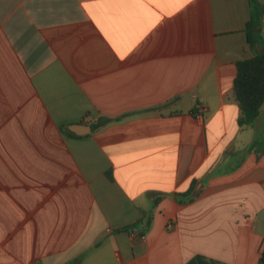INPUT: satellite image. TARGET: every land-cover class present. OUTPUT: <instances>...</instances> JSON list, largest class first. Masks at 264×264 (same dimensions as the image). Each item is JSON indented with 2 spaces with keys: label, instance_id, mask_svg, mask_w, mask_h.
Here are the masks:
<instances>
[{
  "label": "crops",
  "instance_id": "0c3cea01",
  "mask_svg": "<svg viewBox=\"0 0 264 264\" xmlns=\"http://www.w3.org/2000/svg\"><path fill=\"white\" fill-rule=\"evenodd\" d=\"M262 52L264 0H0V264H264Z\"/></svg>",
  "mask_w": 264,
  "mask_h": 264
},
{
  "label": "trees",
  "instance_id": "16d2710c",
  "mask_svg": "<svg viewBox=\"0 0 264 264\" xmlns=\"http://www.w3.org/2000/svg\"><path fill=\"white\" fill-rule=\"evenodd\" d=\"M259 12L252 17L248 24L250 38H255V32L259 26ZM233 93L241 110V117L237 123L239 126L251 125L259 116L260 108L264 104V52L253 55L250 58L236 63V76L233 82ZM102 121L101 124L105 123ZM260 143H255V145ZM192 189L177 196L189 197ZM147 216L151 217L150 212ZM260 262H264L261 256ZM186 264H219L212 260H206L200 255L192 257Z\"/></svg>",
  "mask_w": 264,
  "mask_h": 264
},
{
  "label": "water",
  "instance_id": "95a60500",
  "mask_svg": "<svg viewBox=\"0 0 264 264\" xmlns=\"http://www.w3.org/2000/svg\"><path fill=\"white\" fill-rule=\"evenodd\" d=\"M82 125H76V127H81ZM73 132H75L76 134H80V133H78L77 131H73ZM89 132V131H88ZM196 193V189L193 191V193H192V195H194Z\"/></svg>",
  "mask_w": 264,
  "mask_h": 264
}]
</instances>
